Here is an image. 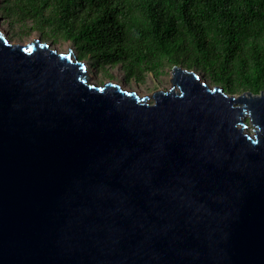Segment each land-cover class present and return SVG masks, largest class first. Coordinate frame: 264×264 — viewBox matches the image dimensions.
<instances>
[{"label":"water","instance_id":"water-1","mask_svg":"<svg viewBox=\"0 0 264 264\" xmlns=\"http://www.w3.org/2000/svg\"><path fill=\"white\" fill-rule=\"evenodd\" d=\"M72 53L0 28V264H264V91Z\"/></svg>","mask_w":264,"mask_h":264},{"label":"trees","instance_id":"trees-1","mask_svg":"<svg viewBox=\"0 0 264 264\" xmlns=\"http://www.w3.org/2000/svg\"><path fill=\"white\" fill-rule=\"evenodd\" d=\"M9 29L69 45L112 78L199 70L226 92L264 91V0H0Z\"/></svg>","mask_w":264,"mask_h":264},{"label":"rangeland","instance_id":"rangeland-1","mask_svg":"<svg viewBox=\"0 0 264 264\" xmlns=\"http://www.w3.org/2000/svg\"><path fill=\"white\" fill-rule=\"evenodd\" d=\"M0 28L4 30V32L7 34L8 39L11 43H18V44H25L33 39L36 38L38 35L40 37V34H38L36 31L25 35H20L16 29H9L7 22H3L2 16H0ZM44 42L49 44V47H55L58 51H67L68 48H71L69 45H60V44H54L51 42V40L46 39ZM72 54H75L74 51ZM87 64V71L90 75V79L102 83L107 80H111L117 83H120L123 86L129 87L130 89L137 90L140 92V94H149L153 90L160 89V88H168L170 87V78L172 76V68L165 67L164 72L161 73L158 77H155L152 75V73H147L144 79V82L138 83L135 81V79H130L129 81H125L123 79V73L118 66H114L112 69H110V72L112 73V78H106L102 77L99 73L96 74L94 71L96 70L94 66L90 65V62L87 60H84ZM192 70L197 71V73L200 74V77L203 78L202 73L199 70H196L194 68H191ZM210 83V82H209ZM228 94H239L241 92H227Z\"/></svg>","mask_w":264,"mask_h":264}]
</instances>
